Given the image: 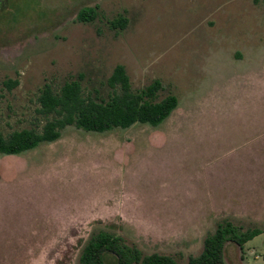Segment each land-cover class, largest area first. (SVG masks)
I'll use <instances>...</instances> for the list:
<instances>
[{
    "label": "rangeland",
    "instance_id": "374dc122",
    "mask_svg": "<svg viewBox=\"0 0 264 264\" xmlns=\"http://www.w3.org/2000/svg\"><path fill=\"white\" fill-rule=\"evenodd\" d=\"M115 64L176 107L0 155V264H77L101 229L185 264L224 220L262 232L226 241L223 263L264 264V0H0V130L40 128L44 84L106 98Z\"/></svg>",
    "mask_w": 264,
    "mask_h": 264
},
{
    "label": "trees",
    "instance_id": "16d2710c",
    "mask_svg": "<svg viewBox=\"0 0 264 264\" xmlns=\"http://www.w3.org/2000/svg\"><path fill=\"white\" fill-rule=\"evenodd\" d=\"M96 11L92 7L82 8L76 19L92 21ZM126 19L122 16L110 21L112 29H123ZM18 84V80L4 82L8 90ZM110 93L105 97L84 95L77 79L64 82L55 92L49 84H44L37 97V113L43 121L39 129L21 128L4 134L0 130V155H20L42 143L60 138L62 130L74 126L83 131L107 132L114 128H127L134 123L155 127L165 120L177 105L173 94L160 99L157 92L160 81L131 89L123 65L115 64L106 80ZM262 231L258 228L237 229L228 221L217 222L213 231L202 240L201 250L189 256L185 264H224L223 245L226 241L235 243L240 249L243 244ZM77 264H176L165 254L143 253L132 245H126L120 237L108 230H98L84 243Z\"/></svg>",
    "mask_w": 264,
    "mask_h": 264
}]
</instances>
